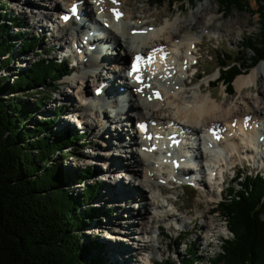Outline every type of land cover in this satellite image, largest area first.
Wrapping results in <instances>:
<instances>
[{
  "label": "bare ground",
  "instance_id": "6f19581e",
  "mask_svg": "<svg viewBox=\"0 0 264 264\" xmlns=\"http://www.w3.org/2000/svg\"><path fill=\"white\" fill-rule=\"evenodd\" d=\"M126 1L116 0V3L112 4V0H61L64 9H67L71 3L76 6L77 13L72 25L76 27V30L82 36L85 33L83 32L85 28L80 27L79 21L81 19L87 18L88 22H92L97 16L103 17L99 26L102 28L105 36L101 35L96 40L99 41V45L107 42L112 48L110 52H105L104 49L102 54L86 53L87 50L83 46L81 47L77 44L74 47L72 46L75 43L74 40H71L70 43L68 42V45H64L59 44L61 43L59 36L54 38L62 49L60 55L65 52L63 50L64 47L70 46L69 48L73 53H76L80 57L77 65L78 73L71 80L75 83L77 79L81 83V88L76 90V94H74L77 99L76 101L81 103L82 100L89 99L86 102L87 105L84 106V109L89 112L88 116L83 111L80 113V119L83 120L86 117L88 120L102 122L100 126H96L95 130L100 135V138L108 123L124 126L122 130L126 131L129 136L126 141L125 139L123 141V137L117 134L113 137L114 140L109 143L117 151L125 153L128 160L132 159L133 164L139 167L138 171H135L134 166L127 164V162H124V164L123 162L121 164L116 163L114 159H111L110 154L108 152L103 153L102 151L104 150L101 148L99 149L100 152L97 153V157L102 158L104 156L105 159L110 160L105 167L111 168V174L116 172V170L121 169L122 171V169H125L127 176L133 183L132 187L134 189L132 191L125 189V192H134V196L131 199H134L139 205L144 206L143 213H139L136 216L139 224L134 228H128L129 222L134 223L128 217L124 227H119L117 230L118 237L126 233L130 235V237H127V242L135 239L137 249H135L134 244L132 251L134 250L136 254L143 252L144 254L141 258L145 260V264H150L149 259L153 257L148 256H155L159 250L152 247L149 244L150 241L145 240L146 238L143 234L147 236L154 234L155 223L157 222L155 215L159 212L164 214L166 211L174 212L175 215L190 213L189 211L183 212L185 210L183 209L184 207L182 208L177 204L176 200L171 201L168 197V190L175 191L176 188H171L170 186L161 188V183L167 185L171 181V177L178 175H183L184 177L188 175L194 184L199 187L197 190L203 191L208 188H214V190L220 191V184H211V181L206 180V178L202 180L201 174L204 175L206 171H209L210 175L216 172L217 175L223 177L222 173L233 166L237 159H247L248 162L249 160H253L257 164L258 162L262 165L264 164V140L259 141V137L264 136V129L261 127L264 121V85L261 89L259 88L262 97L252 96L249 99L243 95L246 91H252L251 88L255 86L257 79L261 75H264V61L249 72L238 76L233 82L236 96L228 100V102L226 100L222 102L217 96L208 90H204L201 85L192 88L191 85H187L185 82L186 70L184 68L195 59L193 53L198 46V36L204 31H208L210 34H217L222 29L218 25H214L215 21L218 24L217 20L214 19V15L209 12L207 13L204 8H201L192 13L189 20H182L179 16L175 18L165 17L164 23L157 27L154 24L156 20L150 25L141 23L139 18L134 17L125 8ZM42 6L52 8L55 11L60 9L56 0H51L50 4L44 1L42 2ZM210 6L211 4H208L205 7L210 9ZM113 10L121 13V18L118 21H115ZM55 13L47 12L45 21L54 22L53 16ZM30 14H33V11ZM225 24L223 28L226 32L233 27L235 22L230 21ZM43 26L42 24L41 27ZM159 47H164L167 58L163 62H157L143 73V78L145 79L143 84L136 85L132 78L126 77V73L128 72L126 62L128 59H132L138 53L147 54L149 50L151 51ZM101 62L106 63V65L101 64ZM103 71H106L107 74ZM89 78L91 79L90 83L88 82ZM83 84L86 85L84 88H82ZM101 84L103 85L101 97L96 99L92 94V99L90 100L89 93L86 92L87 87H91V90L94 91L98 89L96 86H100ZM153 90H158L162 93L160 101L151 99ZM113 93L116 94L114 103L118 114L111 119V115L108 114L109 112L105 113L103 110H98L97 107L100 102L103 104V100L111 99ZM123 94V98L127 96H130V98L128 100L127 98L124 99L126 101L122 102L121 106H118L117 102ZM131 101H134V103L131 104ZM132 121H134L133 124ZM77 122L79 121L77 120ZM140 122H146L147 129L151 132L159 133L158 135L163 133V131L160 133V130H165V124L167 123H172L179 128L181 127L188 136L191 133L197 135L199 139L198 145H204L210 149L204 151L202 147L200 148L204 164L198 165L197 168L194 166L186 167L184 170H176L175 168L172 170L167 165V162H164L160 158L156 159L154 152L146 149V141L139 131L138 124ZM211 129L216 132L214 136L211 134ZM201 138L206 139L205 144L200 141ZM214 142L217 145L212 150L210 145ZM102 143L107 147V143ZM116 143H119V145L116 146ZM153 144H157V142H153ZM131 146L135 148L132 149ZM189 148L191 149L190 146ZM189 152H192V149ZM118 155L121 156L120 152ZM111 156L114 155L111 154ZM111 160L114 163H111ZM209 166H212L211 169L207 168ZM180 167L182 168L183 164ZM198 168L199 171L197 173L191 174L193 170H197ZM213 168H216L215 171ZM260 170L263 169L260 168ZM112 179L113 182L111 181V184H114L115 189L110 192L107 188L106 197L113 199V202H115V199L117 201L120 200V193L117 190L120 186L118 185L119 177H113ZM215 196L216 194L208 196V200H215L217 198ZM164 204H166L168 210L164 209ZM210 213V208H207L205 213H199L200 219H203L204 222L202 230L204 229L206 234L202 237L205 239H207L208 235L217 232V230H223L219 226V223H216L215 219L210 218ZM175 215L170 214L165 216L164 214L165 218H162V222L168 223V220L176 218L170 223H174L176 229L182 225L185 227L187 222ZM191 223H195V220ZM125 227L128 228V232H124ZM223 232H225V229ZM160 235L164 236L163 233ZM113 240L118 242L116 237ZM111 244L113 245V242ZM138 259H140V254ZM113 261L116 262L117 260ZM122 264H126V262L123 261Z\"/></svg>",
  "mask_w": 264,
  "mask_h": 264
},
{
  "label": "trees",
  "instance_id": "16d2710c",
  "mask_svg": "<svg viewBox=\"0 0 264 264\" xmlns=\"http://www.w3.org/2000/svg\"><path fill=\"white\" fill-rule=\"evenodd\" d=\"M178 1L182 0H148V3L161 7L166 3L173 6ZM201 1L188 0L190 4ZM251 1L256 6L251 14L256 15L258 27L253 37L242 38L241 49L247 59L240 63L238 58L232 59L222 52L215 69L217 81L227 94H232L237 76L264 61V0H215L225 15L234 9L248 11ZM0 3L4 4V0ZM5 16L3 13L0 16V72L12 59V41H20L21 52L25 53L35 51L43 40L21 32L23 18ZM7 23L19 28L15 36H9ZM50 52H44L45 59L36 53V61L14 74L12 83L0 76V264H107L97 257L102 251L96 236L92 239L98 246L97 256L92 255L95 246L88 239L85 244L78 239V234L84 233L86 226L98 217L91 205L100 187L87 182L95 172L88 166L66 173L60 166L62 159L77 157L76 144L85 143L79 142L80 136L74 130H52L63 113L61 108H55L52 118L25 127L27 117L35 113L29 109L27 100L4 98L29 90L31 94L37 92L35 103L38 108L43 107L44 101L57 91V83L70 73L66 62L60 63L52 56L49 59ZM215 85L218 83H211L212 87ZM237 179L238 184L228 187L216 210L232 236L223 240L221 253L211 264H264V179L259 175ZM73 181L84 183L75 197L67 191ZM189 249L187 253L192 252ZM196 262L194 257L183 264Z\"/></svg>",
  "mask_w": 264,
  "mask_h": 264
},
{
  "label": "rangeland",
  "instance_id": "374dc122",
  "mask_svg": "<svg viewBox=\"0 0 264 264\" xmlns=\"http://www.w3.org/2000/svg\"><path fill=\"white\" fill-rule=\"evenodd\" d=\"M44 1L48 4H50L51 2V0H4V4L1 5L0 3V16H2L3 13L4 15H6V19L11 18V16L19 20L23 18L22 20L24 21L22 23L25 28H23V31L21 32H26L28 34L27 37H44L40 42V46L37 48L38 50L31 52H21V42L17 39L10 43L11 48H13V54L11 55L12 59L10 60L9 66H7L6 69L1 70L0 72V76L3 78H8L9 83H12L13 79H15L16 75L14 74H18L21 71L28 69L30 64L36 61V53L40 54V57L38 56L39 58L45 59L44 52L47 50L51 51L49 59L51 58V56L54 60L60 59V47L58 46V42H54L52 36L47 34V32H50L48 31V28H44L47 22H49L45 21L47 12L56 11L52 8L42 6V2ZM56 2L60 8L63 6V2H61V0H56ZM208 4H211L210 9L205 7ZM125 8L131 14H133L134 17H136L137 19L139 18V20H141V23L145 24L147 22V24L145 25H150L154 20H156V23L154 24L157 25V27L160 24L164 23L165 17L175 18L179 16L182 20H189L192 13L200 10L201 8H204L207 13L209 12L213 14L214 19L218 22V24H216L215 21L214 25H218V27L222 29L217 34H210V32L204 31L198 36V48H196L198 50L195 55L197 59V66L195 69L191 70V72L188 73V75L191 76L194 72L200 71L202 79L199 81L190 82V79L188 77L187 80L185 79V82L187 85H191L192 88L197 87V85H201L204 90H208L210 93L217 96L222 102H224L225 100L228 102V100L236 96V91L233 83L232 94H227L225 92L224 86H222L220 82L216 80L218 77V72L215 71V69L218 66V58L220 54H222V52L230 55L232 59L238 58L240 60V63H244L245 59H247L245 50L241 49V41L242 38H248L249 36L253 37L257 33V17L256 15L252 16L251 14L256 9L255 3L253 1L249 3L250 11L248 10L244 12H237L234 9L228 15L221 13L219 8L217 7V3L215 2V0H203L199 3L193 2L191 4L188 2V0H182L178 1L173 6L166 3L161 7L150 5L148 3V0H127L125 3ZM31 11H33V14H30ZM9 21H11V19H9ZM230 21L235 22V24H233V27L230 30L225 32L223 26L226 25L225 23ZM7 24L9 28V36H15L19 28L17 26H14L12 23ZM42 24L44 25L43 27H41ZM71 27L72 26L69 25L64 26L63 29L57 28L54 37L59 36L61 38L62 44L68 45V42H70V40L67 34H64V29L71 30L73 29ZM84 30L86 31V29ZM84 30L83 32H85ZM111 49L112 48L110 47L109 52L111 51ZM73 57V55L70 57L72 61ZM71 60L70 65L72 64ZM67 68L69 69L70 67L68 66ZM103 72L106 73V71ZM77 73L78 71L75 70L73 72V75L62 81H59L57 83L58 85L56 86L57 91L51 96V98L49 97V99L44 101L43 107L38 108L35 103L37 92H34L33 94L35 95H33L29 90H24L15 95L7 94L6 96H4V98L7 99L14 96L12 97L13 99L17 97H23V99L25 98L27 100L29 109L31 111H34L35 113L34 116L27 117V125H25V127L34 125L37 121H43L45 119H48L49 117L52 118V112L55 110V108H61L62 112H64V115L60 120H57V122H55L54 126H52V130L55 132H59V130H61L60 128H77L79 123L76 121H74L76 125L72 126V121L76 120V116L70 113L78 112V114H80L84 111V114L86 116H88L89 113L86 109H84V107H76L80 106V103L76 101L77 99L75 98L74 94H76V90H79L81 88V83L77 79L75 80V83H73L71 80ZM245 73L247 72H244L243 74ZM212 81H215L214 84L218 83V86H209L210 82ZM88 82H91L90 78L88 79ZM263 85L264 75H261L259 79H257L255 86H252V91H246L243 93V95L248 97L249 99L252 96L262 97V93L259 92V88L261 89ZM85 86L86 85L83 84L82 88H84ZM91 89V87H87L86 89V92L89 93V98H91L93 94V91ZM28 94L31 95L27 96ZM133 103L134 101H131V104ZM63 106L64 108H62ZM109 113H111V111ZM82 122L85 123L83 131L85 132L86 137L84 138V141H80V143L85 144H76L74 153L77 157H66L62 159V161L60 162V166L61 169H63L66 173L72 172L76 168L83 169L85 167L91 166L90 170L95 172H97L98 170L100 174L99 176L93 175L89 177V179H87V182L89 184H97L99 187L100 184L103 183V186L102 188L100 187V192L99 194H97L95 201L92 202L91 205V208L95 209V214L98 217L95 218L90 225L86 226V231H84V233L80 232V234H78V239L81 240L82 244H85L88 239L89 244L91 242L90 245L95 246L92 255L97 256L98 246H96L97 244H95L92 239L94 236H96V242L99 244L102 251L97 257L105 260V263L107 264L114 262L113 260H117L113 264H122L123 261H125L126 264H145V260L141 258L144 253L139 252L138 254H136L134 250L132 251L134 244L135 249H137L136 240L131 239L129 240L130 242H127V237H130V235L124 233L121 237H118L117 232L119 227H124L125 221L128 217L134 221V223H128V228H134L136 225H138L139 220L136 216L139 213H143L144 206L139 205L134 199H131L134 196V192H125V189L129 191H132V189H134V187H132L133 183L127 176V172L125 171V169H122L121 171L119 166L120 170H116V172H113V174H111V168L105 167V165L108 164L110 160L105 159L104 156H102V158L97 157V153L100 152L99 149L101 148L104 150L102 152H108L111 159H114L116 163L121 164L123 162L124 164V162H127V164L134 166V168L136 169L135 171H138L137 169L139 167L133 164L132 159L128 160L125 153H123L122 151H117L109 143L114 140L113 137L117 134H120L123 137V141L124 139L126 141L129 136L127 135L126 131L122 130L124 129V126L118 124L113 127V125L111 124H108L109 126H107L106 124L103 135L100 138V135H96L97 133L95 130L96 126H100L102 122H97L96 120H88V118L86 117L83 118ZM102 142L107 143V147H105ZM119 152L121 156L118 155ZM111 154H113L114 156H111ZM111 163L114 162H112L111 160ZM234 166H236L240 170L242 174L241 178H243L246 174L253 175L256 172L260 173L264 178V164L262 165L259 162L257 164L256 161L253 160H251V162L249 160V164H247L243 159H237ZM105 168L108 170H105ZM260 168L263 170H260ZM103 174H109L107 176L108 180H101L106 178L102 177ZM232 175V171L227 170L226 175H224V183L221 188L227 189V186L234 183L230 181ZM113 177H119L118 185H120L117 189L120 193V200L117 201L115 199V202H113V199L106 197L107 188L110 192L111 190L115 189V186H113L114 184L112 185L110 182L112 181L111 179ZM78 184L79 183L73 181L71 182V185L67 186V191L74 197L78 196L81 193V190L84 188V186H79ZM208 190L210 193L208 192ZM168 192V197L171 199V201L176 200L179 206H181L182 208L184 207L183 209L185 210L183 212H190L186 215H177L180 218H184L183 220H185L188 225L186 224L184 227V230L186 232L184 231V233L180 234L178 233V231L168 228L169 224L162 222V220L156 216V220L158 223H155L156 228H154L155 231L153 230L154 236H147L143 234V236L146 238L145 240L150 241L149 244L159 250L155 256H148L153 257L152 259H149L150 264H164V262H169L171 264H183L184 260H188L190 258L194 259V257L195 260L198 261L197 264H211L210 260H212V258L214 259L218 254L221 253L223 240L228 239L232 236L228 231V225L226 224L225 220L216 211L218 205L217 202H220V200L225 197L224 194H219V191L214 190V188H208L203 191L200 189L198 191H193L191 189L187 190L185 187L184 189L180 188L178 190L176 189L175 191L168 190ZM214 193L216 194L215 197L217 198L213 201H209L208 196H214ZM207 208L211 209L210 218L215 219L216 223H219L221 229H225V232H223V230H217V232L214 233L217 236L219 235V232H221L220 236L222 237H218L216 240H214V234L208 235L207 239L203 238L202 236L206 234L205 230H198L196 225H194V223H191L193 222V220H195L197 225L200 224L201 219L199 217V213H205ZM84 209L85 207H83V210ZM161 225H165L166 232L163 233L167 236L160 235L162 233L161 231H163ZM128 228L125 227L124 232H128ZM113 237H116V240H118L119 243L120 241H123L124 243L119 244L117 241L113 240ZM174 241L176 243H174ZM112 242L113 245L111 244ZM191 243L193 245V247L191 248L193 249V251H189L188 253H186L184 249L187 248V246L189 247ZM175 244L180 246L179 249L175 248ZM193 252L195 253V255L192 254ZM139 254L141 258L140 260L138 259Z\"/></svg>",
  "mask_w": 264,
  "mask_h": 264
},
{
  "label": "snow or ice",
  "instance_id": "6c2138e0",
  "mask_svg": "<svg viewBox=\"0 0 264 264\" xmlns=\"http://www.w3.org/2000/svg\"><path fill=\"white\" fill-rule=\"evenodd\" d=\"M113 2L115 3L116 0H113ZM113 11H114V14H115V15H119V13L115 12V10H113ZM141 127H143V126L141 125Z\"/></svg>",
  "mask_w": 264,
  "mask_h": 264
}]
</instances>
